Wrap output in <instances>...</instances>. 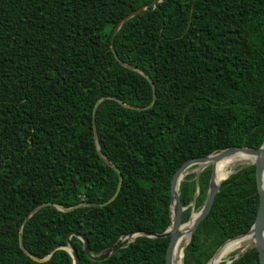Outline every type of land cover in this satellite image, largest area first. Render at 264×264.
Returning a JSON list of instances; mask_svg holds the SVG:
<instances>
[{
  "label": "trees",
  "instance_id": "1",
  "mask_svg": "<svg viewBox=\"0 0 264 264\" xmlns=\"http://www.w3.org/2000/svg\"><path fill=\"white\" fill-rule=\"evenodd\" d=\"M150 1L0 0V264H72L61 248L70 231L87 239L91 254L133 231L162 232L182 163L264 144V0H160L115 33L122 64L110 50L112 30ZM145 75L155 90L149 107ZM102 96L94 112L98 153L92 110ZM104 157L122 175L112 201L67 211L54 205L109 199L118 175ZM210 171L197 184L194 173L180 181L182 222L197 185L194 207L202 206ZM257 208L249 165L220 183L184 264H206L214 246L250 228ZM20 232L26 251L49 257H30ZM70 240L79 264H165L169 237L137 236L101 261L87 257L81 239ZM235 254L229 264H259L254 247Z\"/></svg>",
  "mask_w": 264,
  "mask_h": 264
},
{
  "label": "water",
  "instance_id": "2",
  "mask_svg": "<svg viewBox=\"0 0 264 264\" xmlns=\"http://www.w3.org/2000/svg\"><path fill=\"white\" fill-rule=\"evenodd\" d=\"M160 0H152L149 3L145 4V5H141L131 11H129L126 15H124L118 22L117 24L114 26L112 33H111V37H110V50L113 53L114 57L116 60H118L120 63L123 64V62L117 57L116 53H115V49H114V45H113V40H114V35L117 32V30L121 27V25L128 20L129 18L133 17L136 14H139L143 11H145L147 8H153L157 2H159ZM145 77L148 79V81L151 84L152 87V91H153V95H152V100L151 102L146 106L149 107L153 104L154 99H155V90H154V86L152 81L150 80V78L145 75ZM104 98V96L98 98L93 106V110H92V126H93V133H94V137H95V144H96V149L98 151V153H100L99 150V145H98V141L96 139V132H95V126H94V112L96 109L97 104ZM117 101L121 102L119 99H116ZM140 109V108H138ZM235 152H242L245 154H250L254 156V160L246 165H241L235 169H233L227 176H225L224 178H222L220 181L215 182L213 179V161L217 160L218 158L224 157V156H228L230 154H233ZM212 161L209 162L208 165H210V179L208 182V188H207V192H206V196L205 199L203 201L202 206L198 209L197 212H195V217L194 219L191 221V225L189 227V234L188 237L191 238L193 231L195 230V228L197 227V225L206 217V215L208 214L212 203L214 201L215 195L218 192L219 189V185L220 183L226 179L231 173H234L235 171L239 170L240 168L249 166V165H254L255 166V179H256V186H257V191H258V208H257V212H256V216L255 219L252 223V225L250 226V228L241 234L232 236L231 238L226 239L222 244H224L225 242L241 237V236H245V235H252L253 239H254V244L253 247L257 250L258 252V260H259V264H264V238L262 235V230L264 228V188L261 185V177L262 174L264 172V144H262L259 147L256 148H249V147H239V146H230L224 149H221L217 152H212L208 155L205 156H201V157H196V158H190L188 160H186L184 163H182L179 168L175 171V173L173 174L172 180H171V185H170V219L171 222L169 224V226L162 232H146V231H133L127 235H125L118 244L114 245V246H110L108 247L105 251H102L98 254H91L89 252V247H88V241L87 239L75 232V231H70L67 233L66 236V245L65 246H61V248H64L66 251H68V253L71 255L72 257V264H79V257L77 254V251L75 249V247L73 246V244L71 243V236H76L79 239L82 240V248L83 251L85 252V254L87 255L88 258H90L93 261H101L104 260L106 258H108L112 253H114L115 251H117L118 249H121L122 247L126 246L128 243H130L131 241H133L137 236H145V237H151V238H159V237H169V242L166 248V252H165V264H171V260H172V251L173 248L175 246V243L177 241V239L179 238V236L181 235V231H180V227L185 224L186 222H182V213L183 210L185 209V207L182 205L181 200H180V196H179V183L180 181L183 179V177L188 174V173H194L195 174V180H196V184L198 183V176L200 174V172L207 166V165H203L201 166L202 163H205L206 161ZM104 161L110 165L116 172L118 175V183L116 186V189L114 191V193L112 194V196L102 202H96V203H88V202H84V203H79L74 205L73 207H62L59 206L57 204L56 205L59 209L63 210V211H67V210H71L75 207L78 206H82V205H88V206H102L105 205L107 203H109L110 201H112L120 188L121 185V181H122V175L120 174L119 170L115 167V165H113L107 158L104 157ZM193 166V167H192ZM198 185L196 188V191L194 193L193 196V200L191 202V204L194 205L195 200H196V196L198 194ZM49 202L46 203H41L37 206H35L31 212L27 215V217H29L32 213H34L35 211H37L39 208H41L42 206L48 204ZM192 210V209H191ZM194 212L191 211L190 216L188 221L191 219V216ZM26 217V218H27ZM185 244H187V242L183 243L180 247V250L182 251L183 247L185 246ZM221 244V245H222ZM19 245L22 249V242H21V232L19 233ZM220 245V246H221ZM57 248V247H56ZM55 249V248H54ZM53 249V250H54ZM52 250V251H53ZM24 251L30 256L32 257L34 260H46L50 253L47 254L44 258L42 259H38L34 256H32L28 251H26L24 249ZM236 257V256H235ZM182 261V258H181ZM225 264H229L231 262V259L229 260H224ZM208 263V261L206 262V264ZM183 264V263H182Z\"/></svg>",
  "mask_w": 264,
  "mask_h": 264
},
{
  "label": "bare ground",
  "instance_id": "3",
  "mask_svg": "<svg viewBox=\"0 0 264 264\" xmlns=\"http://www.w3.org/2000/svg\"><path fill=\"white\" fill-rule=\"evenodd\" d=\"M253 160H254L253 155L245 154L242 152H235L228 156H224V157L218 158L217 160H214L213 165H217L216 167L213 166L214 181L215 182L220 181L222 178L227 176L236 167L249 164ZM222 161H223V165H219L220 162ZM209 162H212V161L210 160L206 161L205 163H202L201 166L208 165ZM226 165H227V170L224 171V169L226 168ZM261 185L264 188V172L261 177ZM194 217H195V213L192 214L191 219L189 221H187L185 224H183L180 227L181 235L177 239L175 246L173 248L171 264H182V261H181L182 251L180 250V247L188 239L189 227ZM262 235L264 238V228L262 230ZM253 244H254V239L252 235H245V236H241V237L229 240L216 249V251L209 257L207 264H218L226 257H229L231 254L239 253L248 247H252Z\"/></svg>",
  "mask_w": 264,
  "mask_h": 264
},
{
  "label": "rangeland",
  "instance_id": "4",
  "mask_svg": "<svg viewBox=\"0 0 264 264\" xmlns=\"http://www.w3.org/2000/svg\"><path fill=\"white\" fill-rule=\"evenodd\" d=\"M219 165H223V161L222 162H220V164ZM214 167H216L217 165H213ZM206 167H210V165H207ZM219 167V166H218ZM239 167V166H238ZM225 170H227V165H226V168L224 169V171ZM199 177V176H198ZM209 179H210V177H209ZM206 192L207 191H205V194H206ZM191 211H193L194 213L195 212H197L198 211V209H199V207H197V208H195L194 207V205L193 204H191ZM189 219V218H188ZM188 221V220H187ZM186 222V221H185ZM190 237H188V239H187V244H185V246L183 247V249H182V263L184 264V250H185V248H186V246L189 244V242H190ZM201 243L203 244V245H207L208 243H210V235L208 234V232H207V230H203L202 231V233H201ZM220 246V245H219ZM219 246H214L213 248H215V251H216V249L219 247ZM253 247V246H252ZM248 248H251V247H248ZM248 248H246V249H248ZM245 249V250H246ZM245 250H243V251H245ZM243 251H241V252H239V253H242ZM239 253H236L234 256H237V254H239ZM224 260H229V257H226L225 259H223V261ZM190 264H194L193 262H190Z\"/></svg>",
  "mask_w": 264,
  "mask_h": 264
}]
</instances>
